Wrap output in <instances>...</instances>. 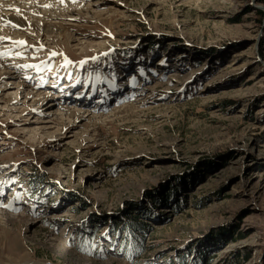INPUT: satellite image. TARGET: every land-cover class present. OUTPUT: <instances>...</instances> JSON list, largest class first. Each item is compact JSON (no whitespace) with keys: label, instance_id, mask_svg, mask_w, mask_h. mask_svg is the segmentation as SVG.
Instances as JSON below:
<instances>
[{"label":"rangeland","instance_id":"rangeland-1","mask_svg":"<svg viewBox=\"0 0 264 264\" xmlns=\"http://www.w3.org/2000/svg\"><path fill=\"white\" fill-rule=\"evenodd\" d=\"M68 3L77 42L3 17L0 264H264V0Z\"/></svg>","mask_w":264,"mask_h":264},{"label":"bare ground","instance_id":"bare-ground-1","mask_svg":"<svg viewBox=\"0 0 264 264\" xmlns=\"http://www.w3.org/2000/svg\"><path fill=\"white\" fill-rule=\"evenodd\" d=\"M39 1L40 0H0V25L3 24V26H0V38H5V37L7 38V36H8V30L7 29L10 28V27L5 26V23H7L8 21L4 23L3 22V17H4V18H7V19L15 22L16 23L15 25H18L19 28L20 27H23V28L27 27L28 23L26 21H28L31 24H33L34 26L37 25V27L39 28L38 31L44 33L43 36H47V35L49 36L52 33H56V35L59 38L65 39L67 42L70 41L71 39L74 40L75 42H77L78 38L76 39V38H73L72 36H69L70 34L69 35L67 34V29H65L63 24H60V23H64L65 20L66 21L69 20V23H71L70 19L71 18L74 19L73 15H72L73 11H71L72 7L69 6L71 3H68V0H41L42 3L40 2L41 4H39ZM75 1H76L75 8L79 7L78 5H80V3H82V5L85 4V0H75ZM57 3L61 4L62 6H64L66 3L69 5L64 7L63 11L64 10L65 11L62 12V11H59V10H61L60 7H58L59 8L58 10L56 9ZM93 3L96 4L97 2H93ZM83 7H85L84 9L86 11H88L87 13H91V10L88 8L87 5H84ZM11 12H13V13H11ZM47 20L50 21V24H47ZM7 25H11V24L7 23ZM53 25L54 26L59 25V27L56 28L57 30L53 28ZM20 32L23 33V31H20ZM12 33H9V34L12 35ZM58 39L53 40V41H55V43H56L57 41H59ZM0 40H2V39H0ZM9 40H11V39H9ZM48 40H49V38H48ZM3 63H4V61H3ZM3 68H4V66H3ZM7 69L2 70V67L0 65V95L6 91V94L11 93V94H13V96L16 97L15 99H17L19 97V95L20 96L25 95V91H26L25 96H28V93H30V92L27 91V87L25 85H23L21 87V85L18 82H17L18 83L17 84L16 80L14 79V78H18L19 75H16V74L12 73L10 70L8 71ZM187 79H188L187 76L181 77L180 82H186ZM15 83H16V85H15ZM10 89H14V90L11 91ZM36 94L40 95L41 93H36ZM46 97H47V94L41 96L40 98L35 99L33 102L35 103L37 100H39V102L41 103L44 99H46ZM6 98H7L8 102H12V100H15L12 97H6ZM56 99H57V97L55 99H53L55 101V103L54 102L50 103L49 101H47L44 104V105H47V108H45V109H47L48 115L52 114V117H55V116H53V114L56 115L59 113L60 114L65 113L68 116L76 115L75 113H79V112H81V113L84 112L87 115H89L90 113H97V112H95L96 111V109L94 108L95 105L90 104L89 106H82V107L80 106L79 109H82L83 111L77 109L79 111L75 112L76 110L72 111L71 107L69 106L70 104L66 103L65 101H62L63 100L62 98L57 99V101H56ZM75 107H77V106L75 105ZM96 107L101 108L102 105L96 106ZM84 113L82 115H84ZM50 115L47 116V119H46L47 121H45V123H51L52 124L53 121L50 119Z\"/></svg>","mask_w":264,"mask_h":264},{"label":"trees","instance_id":"trees-1","mask_svg":"<svg viewBox=\"0 0 264 264\" xmlns=\"http://www.w3.org/2000/svg\"><path fill=\"white\" fill-rule=\"evenodd\" d=\"M35 181L36 180H34V181L32 180L31 184L33 185L34 184L33 182H35ZM27 194L31 195L30 193H27ZM168 196H169V194L165 193L160 198V200H164L166 202L168 200ZM157 202H159V199L157 200ZM139 230H140V228L137 226V223H134V222H132V224L125 227L123 234H124V240H126L128 242V245H124L123 249H125V250L128 249L130 244L131 245L132 244L139 245V243L141 241V239L139 240V237L137 236V234H139L137 231H139ZM133 247H135V246H133ZM130 251L133 254V250L131 249ZM229 264H232V263H229Z\"/></svg>","mask_w":264,"mask_h":264},{"label":"snow or ice","instance_id":"snow-or-ice-1","mask_svg":"<svg viewBox=\"0 0 264 264\" xmlns=\"http://www.w3.org/2000/svg\"><path fill=\"white\" fill-rule=\"evenodd\" d=\"M0 39H3V38H0ZM15 43L24 44L25 42L21 40V41H15Z\"/></svg>","mask_w":264,"mask_h":264}]
</instances>
